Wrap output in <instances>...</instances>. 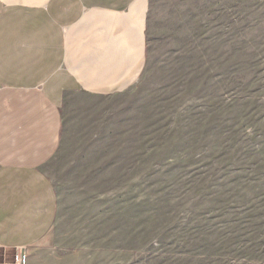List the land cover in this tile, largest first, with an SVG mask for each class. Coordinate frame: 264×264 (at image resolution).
<instances>
[{"label":"rangeland","instance_id":"1","mask_svg":"<svg viewBox=\"0 0 264 264\" xmlns=\"http://www.w3.org/2000/svg\"><path fill=\"white\" fill-rule=\"evenodd\" d=\"M149 8L142 78L67 104L27 264H264V0Z\"/></svg>","mask_w":264,"mask_h":264},{"label":"crops","instance_id":"2","mask_svg":"<svg viewBox=\"0 0 264 264\" xmlns=\"http://www.w3.org/2000/svg\"><path fill=\"white\" fill-rule=\"evenodd\" d=\"M149 7L0 0V264L53 232L59 203L46 167L64 142L67 104L114 97L142 78Z\"/></svg>","mask_w":264,"mask_h":264},{"label":"built area","instance_id":"3","mask_svg":"<svg viewBox=\"0 0 264 264\" xmlns=\"http://www.w3.org/2000/svg\"><path fill=\"white\" fill-rule=\"evenodd\" d=\"M27 263V255L24 250H19L16 252L15 256V264H26Z\"/></svg>","mask_w":264,"mask_h":264}]
</instances>
